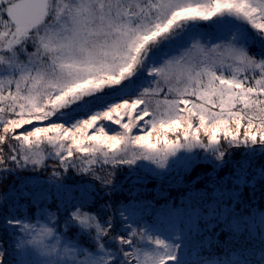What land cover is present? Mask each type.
<instances>
[{"label":"snow or ice","instance_id":"1","mask_svg":"<svg viewBox=\"0 0 264 264\" xmlns=\"http://www.w3.org/2000/svg\"><path fill=\"white\" fill-rule=\"evenodd\" d=\"M221 138L245 152L217 180L230 155ZM195 150L213 166L204 189L193 187L198 176L179 203L136 199L146 191L135 187L144 182L138 161L163 170L176 158L189 172L194 160L184 154ZM257 155L264 0H0V182L20 180L0 193L12 264H264V212L245 215L237 191L264 178ZM47 160L59 163L47 178L17 175ZM109 165L108 178L97 173ZM125 165L131 199L117 207L114 231L111 201L92 207L123 190L115 172ZM70 170L90 179L68 184ZM215 229L258 238L260 250L225 244L223 256L202 255L213 238L196 237ZM5 254L0 244V264Z\"/></svg>","mask_w":264,"mask_h":264},{"label":"trees","instance_id":"2","mask_svg":"<svg viewBox=\"0 0 264 264\" xmlns=\"http://www.w3.org/2000/svg\"><path fill=\"white\" fill-rule=\"evenodd\" d=\"M255 51V49H253ZM206 142V138H205ZM220 148L221 150H225L230 153V155H226L224 157V160L226 161L225 165L220 168L216 172V178L217 180L223 178L226 174H229L232 172V163L231 161H237L242 158V153L245 152V148L239 147V148H229L227 143L221 138L220 142ZM205 156V153L202 150H195V153H193V164L191 167V170L189 172H185L184 170L179 173V176L177 177L174 175L172 178H168L167 175L163 176V179L158 178L155 175H152L149 172L141 171L137 166H132V169L135 170V172L143 177L144 182L141 184H137L135 187L145 189L146 191L140 192L136 199H145V200H152L154 203L159 206L160 204H163L166 202V200H172L174 199L176 203H179L180 197L187 195V193L192 190L188 187L191 181L195 180L198 176L202 177L199 179L195 185L193 186L195 190L204 189L205 186L209 183L211 180V177L208 175V173L213 172V166L211 163L204 162L203 157ZM195 157V159H194ZM46 164L48 167H46L44 170L34 173L31 171H20L17 173L20 177H31L38 175L41 179L47 178L51 171L52 167L55 166L57 169H59V163L55 160H47ZM261 165H264V155H257L254 159L253 166L254 167H260ZM129 166L125 165L120 168H118L115 172V183L117 185L122 184L123 190H117L114 192L111 197H104L103 200H100L97 198L96 204L93 205L92 210L95 211L99 204L104 203L105 201H111L113 204L112 211H115L116 214V223L114 225V231L116 229H119L121 227L119 222V212L116 210L117 207L123 203L127 204L131 197L128 194V190L131 187V180L125 181V177L129 174ZM96 171L99 175L104 176L105 178H108V173L112 171L111 166H105L104 168H100L97 166ZM251 173V170H250ZM255 174V173H251ZM180 176L183 177V186H169V181L171 180L173 184L176 183V181L180 178ZM136 176H133L132 179H135ZM90 177H81L76 176L74 172L71 170L67 173V180L65 181L68 184H74L77 182H88ZM251 179V175L249 177ZM20 180L16 178V176L9 174L7 176V179L0 182V193H3L7 191L8 187L10 185H19ZM94 186L99 189L100 185L96 183L95 181H92ZM228 189L231 190L233 188V185L231 181L228 182L227 185ZM157 189L165 194L161 198L157 199ZM208 191H211V189H207ZM237 191L240 192V199L243 201L244 205H247V207L244 208V214L250 215L253 210L261 211L264 210V178L257 179L255 189L252 187L245 186L243 189H237ZM21 203H25L24 200H21ZM48 207L55 209V204L48 205ZM241 208L240 204H237V209L239 210ZM36 211L35 208L29 207V214L31 215ZM7 204L0 205V244L4 246L6 249V254L4 257L5 264H12L13 256H12V248H11V237L9 235V232L7 229L3 227V216L7 215ZM20 213H17L19 215ZM112 212H106L102 214V218L111 215ZM62 219V218H61ZM145 219L152 223L154 220V217L150 215L146 216ZM201 227H203V224H201ZM75 229H72L69 231L68 235L72 236V234L75 232ZM216 231H219V229H215L212 232H204L203 235L197 236L196 239L202 241L205 237L211 236L213 238V242L211 243L210 250L204 249L202 251V255L207 256H223L225 253L224 245L227 244L230 249H240V248H251L255 245V250H260V243L259 239H248L247 233H244L239 237V240L235 236L232 237L231 240H229L230 233L228 232H222L220 233L219 237H216L214 233ZM81 243H86L85 238L81 237ZM218 239L219 243H216L215 241Z\"/></svg>","mask_w":264,"mask_h":264},{"label":"rangeland","instance_id":"3","mask_svg":"<svg viewBox=\"0 0 264 264\" xmlns=\"http://www.w3.org/2000/svg\"><path fill=\"white\" fill-rule=\"evenodd\" d=\"M193 153H195V151ZM193 153L192 154H184V155L193 156ZM194 159H195V157H194ZM134 166H137L141 171L149 172L155 176H157L156 175L157 173H161L162 176L167 175L168 178H172V177H174V175H176L178 177L179 176L178 173H180L184 170V163L182 161H177L176 158H170L168 168L163 169V170L157 169L155 165H153L147 161H138L137 164ZM256 212L258 214L260 212H264V210L256 211Z\"/></svg>","mask_w":264,"mask_h":264}]
</instances>
